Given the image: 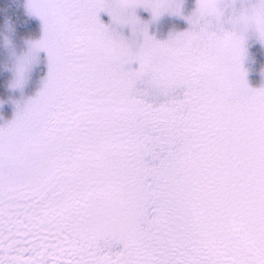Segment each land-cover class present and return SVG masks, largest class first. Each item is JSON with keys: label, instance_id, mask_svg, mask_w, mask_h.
Returning <instances> with one entry per match:
<instances>
[{"label": "snow or ice", "instance_id": "obj_1", "mask_svg": "<svg viewBox=\"0 0 264 264\" xmlns=\"http://www.w3.org/2000/svg\"><path fill=\"white\" fill-rule=\"evenodd\" d=\"M183 4L27 0L9 87L43 67L0 126V264H264V0ZM166 15L187 27L157 39Z\"/></svg>", "mask_w": 264, "mask_h": 264}, {"label": "rangeland", "instance_id": "obj_2", "mask_svg": "<svg viewBox=\"0 0 264 264\" xmlns=\"http://www.w3.org/2000/svg\"><path fill=\"white\" fill-rule=\"evenodd\" d=\"M27 0H0V126L6 125L14 115L16 101L23 102L34 96L39 88L42 67L34 69L23 88L9 87L16 59L27 52V42L38 40L42 35L40 20L28 13ZM195 0H184V14H189L194 8ZM137 15L144 20L149 14L138 9ZM100 19L105 24L109 17L101 13ZM187 27L184 20L178 17L164 16L158 22L149 25V33L157 39H166L169 32L184 30ZM124 35L128 30L124 29ZM41 59L43 54L41 53ZM135 67V65H133ZM247 71V81L250 87H264V47L253 39L248 41L247 55L244 61Z\"/></svg>", "mask_w": 264, "mask_h": 264}]
</instances>
